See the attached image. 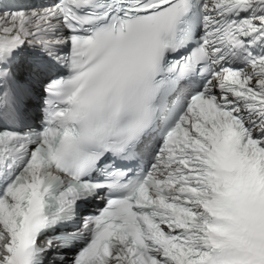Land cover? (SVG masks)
Segmentation results:
<instances>
[{
    "label": "snow or ice",
    "instance_id": "1",
    "mask_svg": "<svg viewBox=\"0 0 264 264\" xmlns=\"http://www.w3.org/2000/svg\"><path fill=\"white\" fill-rule=\"evenodd\" d=\"M0 264H264V0H0Z\"/></svg>",
    "mask_w": 264,
    "mask_h": 264
}]
</instances>
